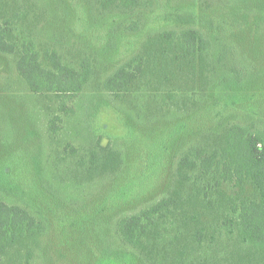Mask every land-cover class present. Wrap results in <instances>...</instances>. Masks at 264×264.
Returning <instances> with one entry per match:
<instances>
[{"label": "rangeland", "instance_id": "374dc122", "mask_svg": "<svg viewBox=\"0 0 264 264\" xmlns=\"http://www.w3.org/2000/svg\"><path fill=\"white\" fill-rule=\"evenodd\" d=\"M103 1L0 0V22H11L19 44L34 41L44 67L52 69L53 52L76 69L85 58L93 64L81 92L36 94L17 70L18 54L0 53V201L43 228L9 264H264L238 234L221 229L213 239L230 200L258 196L250 183L210 188L211 204L185 199L145 251L119 233L124 218L180 186L175 166L188 150L207 138L217 146L234 124L264 127V0ZM192 27L210 41L208 53L186 56L177 40L166 54L161 40L148 46L152 57L145 53L151 36ZM140 53L147 66L132 89H106Z\"/></svg>", "mask_w": 264, "mask_h": 264}, {"label": "trees", "instance_id": "16d2710c", "mask_svg": "<svg viewBox=\"0 0 264 264\" xmlns=\"http://www.w3.org/2000/svg\"><path fill=\"white\" fill-rule=\"evenodd\" d=\"M107 4L108 2L104 0L103 5ZM160 40L164 54L168 51L167 46L176 40L181 45L176 49L183 47L186 56L198 53L202 56L211 48V43L205 35L192 27L179 35L168 30L151 36L144 46L145 53L152 57L154 51L149 50L148 46L159 44ZM158 52L155 54L159 55ZM0 53L18 54L17 70L36 94L47 92H53L57 96L77 94L86 87L93 73V64L89 59H83L80 69H76L65 64L56 52L46 54L52 69L44 67L34 41L25 40L21 44L15 41L9 21L4 24L0 22ZM177 57L180 58L179 55ZM146 66L144 54L133 56L108 76L106 89L118 94L131 90L133 82L143 75ZM64 107L66 105L63 103L62 108ZM52 124L53 131L56 125L55 118ZM218 139L220 144L214 147L210 146L213 139L202 140L177 160L175 170L180 186L175 187L173 193L167 194L138 216L126 217L121 221L119 233L127 243L142 250L147 248L146 240H149L153 229H157L158 232L163 222L167 221L168 214L173 213L174 209L187 198L197 197L205 201L210 198V188L218 190L224 183L236 187L250 183L257 190L258 196L241 203L230 200L231 211L223 223L215 226L213 239H216L217 232L223 234L220 230L224 229L229 236L238 234L242 243L261 251V255L264 256V127L234 124ZM109 144L102 145L109 148ZM111 156L115 160L119 158L114 152ZM185 182L193 185L191 192L182 188ZM200 183L204 185L199 186ZM209 202L212 203L210 200ZM42 230L40 222L29 211L19 205L0 201V264H9L10 253L13 250H18L16 254H19L26 246L36 243ZM197 235L202 237V230H198ZM156 237H161L160 231ZM32 251L28 249V255H32L30 253Z\"/></svg>", "mask_w": 264, "mask_h": 264}]
</instances>
